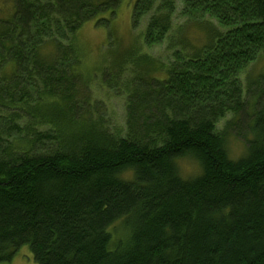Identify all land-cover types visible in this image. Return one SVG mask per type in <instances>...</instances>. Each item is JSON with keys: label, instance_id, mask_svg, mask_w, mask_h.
Here are the masks:
<instances>
[{"label": "trees", "instance_id": "obj_1", "mask_svg": "<svg viewBox=\"0 0 264 264\" xmlns=\"http://www.w3.org/2000/svg\"><path fill=\"white\" fill-rule=\"evenodd\" d=\"M124 3L141 41L105 68L126 96L111 132L77 35L94 19L109 29ZM11 8L0 19V264L25 246L37 264H264V0ZM158 46L166 63L145 50ZM231 136L245 144L237 158ZM185 152L201 169L192 179L176 174Z\"/></svg>", "mask_w": 264, "mask_h": 264}, {"label": "rangeland", "instance_id": "obj_2", "mask_svg": "<svg viewBox=\"0 0 264 264\" xmlns=\"http://www.w3.org/2000/svg\"><path fill=\"white\" fill-rule=\"evenodd\" d=\"M14 0H0V19H7L12 15L11 3ZM131 13L132 7L127 3L122 4L116 14L109 29L106 26L99 24L98 19H94L85 23L79 30L78 36V48L80 57L82 59L83 75L90 78V88L88 93L91 94L94 102L101 104L102 110L97 113L101 117V120L106 124L107 128L111 132H117L122 130L124 118H125V100L126 96H123L121 90L120 94L116 93V90L111 86H107L105 78L109 77L112 70H105V68L111 66V62L118 52L119 47L123 50L124 46L130 45L134 40L141 41L140 30L131 29ZM13 16V15H12ZM111 28V29H110ZM110 30V35L108 31ZM112 31V32H111ZM113 35V36H112ZM146 52L152 54L154 57L159 58L162 62L166 63V54L163 47L158 46L153 49L145 47ZM113 69V68H112ZM264 69V60L258 63L254 69L255 73H258ZM115 71V69H113ZM127 72L125 77L127 76ZM129 76V75H128ZM121 86V85H120ZM84 91V89H83ZM225 122V121H224ZM224 122L219 124L220 128L224 125ZM230 153L233 157L237 158L242 154L245 144L241 139L235 136H231ZM182 161H179V166ZM201 173L200 166L197 170L189 175V178L196 177ZM8 264H37L28 246L23 247Z\"/></svg>", "mask_w": 264, "mask_h": 264}, {"label": "clouds", "instance_id": "obj_3", "mask_svg": "<svg viewBox=\"0 0 264 264\" xmlns=\"http://www.w3.org/2000/svg\"><path fill=\"white\" fill-rule=\"evenodd\" d=\"M177 159L182 161L176 172L181 179L189 178V175L197 170L199 166L198 160L188 152L177 154V157L173 158V162L175 163Z\"/></svg>", "mask_w": 264, "mask_h": 264}, {"label": "bare ground", "instance_id": "obj_4", "mask_svg": "<svg viewBox=\"0 0 264 264\" xmlns=\"http://www.w3.org/2000/svg\"><path fill=\"white\" fill-rule=\"evenodd\" d=\"M183 49V48H182ZM194 73V72H193Z\"/></svg>", "mask_w": 264, "mask_h": 264}]
</instances>
